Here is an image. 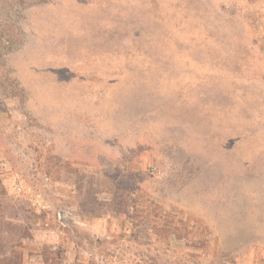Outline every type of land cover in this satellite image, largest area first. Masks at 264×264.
Instances as JSON below:
<instances>
[{
	"label": "rangeland",
	"instance_id": "rangeland-1",
	"mask_svg": "<svg viewBox=\"0 0 264 264\" xmlns=\"http://www.w3.org/2000/svg\"><path fill=\"white\" fill-rule=\"evenodd\" d=\"M0 264H264V0H0Z\"/></svg>",
	"mask_w": 264,
	"mask_h": 264
}]
</instances>
